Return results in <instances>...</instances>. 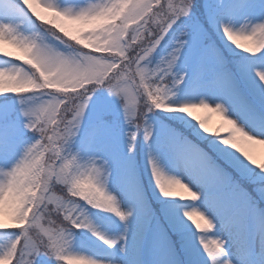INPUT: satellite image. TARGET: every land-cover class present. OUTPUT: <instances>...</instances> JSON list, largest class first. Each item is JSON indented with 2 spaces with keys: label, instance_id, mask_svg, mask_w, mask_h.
Returning <instances> with one entry per match:
<instances>
[{
  "label": "snow or ice",
  "instance_id": "1",
  "mask_svg": "<svg viewBox=\"0 0 264 264\" xmlns=\"http://www.w3.org/2000/svg\"><path fill=\"white\" fill-rule=\"evenodd\" d=\"M194 5L196 0H97L96 3H89L85 7L73 8L63 7L52 2V0H0V39L15 44L19 47L30 50L39 49L42 58L58 66H69V59L63 52L57 51L55 47L47 46L43 36L37 31L31 35H24L20 29L27 22L36 27L39 23H45L51 27L58 35L76 37L82 32L96 30L100 37L99 50L92 53L89 70L93 73L90 79L86 80L79 88L83 94L82 99L77 103L73 111L67 113L71 119L72 127L68 135L75 134L74 129L79 128L81 118L85 114L89 100L98 87H106L107 90L119 96H124L128 101L123 105L124 116L131 130L128 132V150L132 152L138 134L142 131L145 141H149L153 136V126L149 122V114L153 108L156 111H163V106L176 105L173 97L177 94V89L186 79L199 92L208 89L211 95H201L199 99L181 100L180 102H197L211 104L212 111L217 108L225 110L227 114L243 127L250 135L259 140H264V50L254 57L260 61L259 64H245L240 69H230L225 58L217 48L213 36L225 42V47H233L236 50L244 49L245 45L239 40L234 44L229 36H253L264 32V18L255 23L247 21L239 28L234 27V23L229 17L239 16L247 7L243 0H208L205 4V14L201 17L194 15ZM123 9V14L116 23L109 24L106 14L115 10ZM88 18L89 23H84ZM131 26H129V22ZM158 24L159 30L149 35L150 25ZM169 37L166 47L168 51L158 60L153 62L154 54L165 40ZM55 39V37H54ZM81 44L85 41L81 40ZM239 44V47L236 45ZM241 51V50H240ZM253 51L252 47L244 53ZM115 56L117 59H105V57ZM0 57L6 58L4 63L10 60L23 63L22 59H16L14 53ZM247 61V57L244 58ZM183 61V67H179ZM251 71L255 75L251 78V95L245 93L241 88L237 78V72ZM0 78L4 83V88L0 90V154H7L11 147V139L15 134V121L11 119V114L15 110V102L12 96L20 97L19 112L25 118L23 126L26 129L35 128V120L38 113L47 111V106L40 103V90L33 87L32 91H26L17 87H10L17 81L24 78L23 69L14 67L13 69H0ZM143 93L152 103L145 110L139 106L140 93ZM37 101L36 103H29ZM68 107V101H63ZM240 112L251 115V119L241 120ZM174 113V112H168ZM103 123V117H101ZM194 131L196 126L193 125ZM209 132V129H208ZM197 131V135H199ZM208 145L214 153L215 159L202 152L194 146L190 149L189 155H181L184 163L193 166L198 174L203 187L193 185V181H184L175 184L171 191L166 193L167 197L177 196V189L187 192L191 197L192 204L184 206L180 211L184 218V211L194 208L197 214L192 216L196 221L200 232H196L185 225L184 228L191 232L194 242L203 249V254L207 257V264H236L228 256L226 242L219 236H209L216 230V222L209 215L208 211L196 202L204 195V187L210 192V198L218 212L223 208L224 194L235 192L237 186L225 171L227 165L239 168L243 174L250 177L259 178L260 172L252 166L238 151L237 144L228 146L227 141L221 143V138L215 135H206ZM59 147V141H57ZM173 147H175L173 145ZM31 153L32 149L27 148ZM242 157L244 159H242ZM88 165L83 174V180L91 181L93 174H99L100 169L95 167L94 160ZM217 160L220 163H217ZM245 160L248 162L246 163ZM249 164L252 167H249ZM149 165L152 174L157 178H166L169 181L179 180L180 177L167 175L157 165L152 156H149ZM71 166V161L66 167ZM27 169H17L10 173L11 180L6 188L24 197L23 203H35L37 199L44 200L56 195L52 188H44L37 197L28 200V188L32 185L22 186L19 176ZM55 180L56 177L53 176ZM83 182L78 179L76 183ZM196 194L194 197L193 194ZM182 196V195H180ZM183 197V196H182ZM23 208L16 209L19 216ZM121 221H126L132 215L131 212H124L119 205L112 212ZM199 216V220L195 219ZM31 219V217H29ZM79 230V229H77ZM20 229L14 226L0 227V232H11L16 234ZM109 247L114 246L117 241H110L97 234ZM125 239V237H121ZM193 241H189L191 244ZM34 246L25 245V248ZM238 247L240 245L238 244ZM39 256V253H35ZM89 264H104L96 261L92 257L85 256ZM0 260L7 261L8 264H17L24 261L27 264H35L32 254L22 252L19 246H13L4 254H0ZM175 264H182L176 260Z\"/></svg>",
  "mask_w": 264,
  "mask_h": 264
},
{
  "label": "clouds",
  "instance_id": "2",
  "mask_svg": "<svg viewBox=\"0 0 264 264\" xmlns=\"http://www.w3.org/2000/svg\"><path fill=\"white\" fill-rule=\"evenodd\" d=\"M123 14V9H115L106 14L109 24L116 23ZM84 23L90 20L85 18ZM131 21L129 26H131ZM151 32L159 30L158 24L150 25ZM35 29L43 36L47 46L55 47L57 51L63 52L69 59V66H58L45 61L42 58L39 49L30 50L29 48L19 47L9 43L4 39H0V54L7 56L9 52L4 51L7 44L15 49L16 59H22L24 78L10 87H17L26 91H32L33 87L40 90V103L47 106V111L39 112L38 119L35 120V128L28 129L36 137L34 142L26 146L19 156L12 161L7 167L0 166V189L6 188L11 180L10 173L17 169H27L22 171L19 176V182L22 186L32 185L28 188V200L37 197L38 193L44 188H52L60 193L55 196L37 199L35 203H23L24 197L17 194L11 189L0 192V227L14 226L20 229L19 233L12 234L15 239L6 246L0 247V254H4L13 246H19L20 251L32 254L35 261L37 255L53 257L57 264H89L85 259L84 253L75 251L71 245V237L74 229H88L93 235L98 232L84 214L81 203L95 209H101L106 212H112L118 207L117 197L110 192L107 187L109 177V168L107 161L96 158L94 160L95 167L101 172L93 174L94 179L91 181L83 180V174L88 165L93 161L90 159L86 163L81 164L77 154L70 150V143L76 137L79 128H75V134L68 135L69 129L72 127L71 119L67 115L68 112L76 108L77 103L83 97L79 91L80 86L91 78L93 73L89 70V64L92 53L99 50L100 37L96 30H89L80 33L76 37H63L58 35L51 27L45 23H39ZM35 31V32H37ZM55 37V39H54ZM234 44L237 40L247 42L243 51H248L249 47L253 51L249 54L257 55L264 50V32L253 36H229ZM85 43L81 44L80 41ZM239 47V44L236 45ZM105 59H117L115 56L105 57ZM2 78H0V90L4 88ZM139 106L145 110L152 103L141 92ZM122 106L128 101L124 96H119ZM176 105H164L163 112H178L184 114L191 121H195L200 131L206 135H215L221 138V143L237 144L238 151L252 166L264 172V162L257 163L246 146L254 144L264 145V140H259L249 134L234 119H232L225 110L217 108L212 111V105L197 102H180V98L174 99ZM63 101H68L69 106L65 107ZM205 109L210 113L219 114L223 123L216 129L215 133L209 134L207 122L211 115L204 118H197L193 115V110ZM156 109L153 108L152 112ZM59 141V147H57ZM27 148H31L32 152H27ZM71 161V166L66 167ZM153 175L154 183L161 196L178 201H185L182 196L167 197L166 193L171 191L175 184H181L182 181L166 178H157ZM53 176L56 179H53ZM80 179L83 182L76 183ZM196 197V194H193ZM198 199V197H196ZM23 208L19 216L16 215V209ZM196 213L194 208L184 211L183 215L188 224L196 232H200L196 221L192 216ZM31 217V219H29ZM34 246L25 248V245L32 244ZM0 264H8L7 261L0 260ZM17 264H25L24 261H18ZM27 264H31L28 261Z\"/></svg>",
  "mask_w": 264,
  "mask_h": 264
},
{
  "label": "rangeland",
  "instance_id": "3",
  "mask_svg": "<svg viewBox=\"0 0 264 264\" xmlns=\"http://www.w3.org/2000/svg\"><path fill=\"white\" fill-rule=\"evenodd\" d=\"M52 2L66 8H80L87 6L89 3H96L97 0H52ZM244 3L247 4V7L239 16L229 17L236 28H239L242 24H244L246 19L247 21L255 23L261 18H264V0H246ZM20 31L26 36H29L34 32L32 28L25 25L21 27ZM214 39H217V37L214 36ZM218 41L220 43L222 42L219 39ZM241 43L246 44L247 42L241 41ZM227 48L228 52L233 55L244 53L242 52L243 49L236 50L234 49V46ZM165 49L168 50L167 47H165L164 50ZM4 51L15 54V49L11 48L7 44L4 46ZM163 55L165 54L162 53L160 57ZM234 57L236 56L231 55L230 59L233 60ZM259 63L254 61L249 63V65ZM178 66L182 68L183 61H181ZM14 67L16 66H13L10 62H0V69H13ZM240 73L241 77H243L244 83L251 92V78L255 74L251 71ZM189 83L190 81L186 79L185 84L188 86ZM180 86L177 89L176 96L178 95L177 98H180L181 100L199 99L201 95H211L208 89H203L197 92L194 88L193 91L186 88V95H181L179 91ZM175 97H173V99H175ZM19 99L20 98L13 100L15 102V110L12 112L11 117H15L17 114V118L20 117L23 122L20 124L15 123L16 129L15 134L11 139V147L6 155L0 154V166L3 167L10 165L12 161L19 156L22 150L32 143L30 141L22 140L28 129L23 126L25 118L19 112ZM36 102L37 101H30L29 103ZM161 112L163 115H166L171 119H179L188 128L195 122L189 120V118L182 113ZM94 115L99 117L112 115L114 118L121 120L119 129L111 130L110 128H106L104 125H101L99 130H96L93 133L92 139H90L87 143H83V145H81L82 136L79 138L77 134L70 143L71 151L73 148V153L78 155L81 164L86 163L90 159L96 158L107 161L110 173L107 181L108 190L117 197L120 209L124 212H131L132 215L128 217L126 221H121L114 213L106 212L101 209H95V212L98 213L100 217H113V225L108 226L103 224L102 220L95 215L94 219L91 218L88 212L83 209L84 214L88 217L89 221L99 234L110 241L117 242L114 246L109 247V245L105 244L98 235H93L92 231L86 229L90 241L95 243L97 248L104 249V253L102 255L96 254L93 251L95 250L94 248L88 247V244L82 242L74 235L71 237L72 248L75 251L92 257L96 261L104 262V264H175L177 255L171 248L169 240L170 237L165 227L161 225L155 227L153 233L149 237V240L146 242L148 237L147 234L150 228L149 225L153 220L149 193L152 198L155 199L157 204H160L162 201L171 200L160 195L153 180L151 167L149 165V156H152L157 165L167 175L180 177L182 182L193 181L194 187H203L195 168L190 164L184 163L181 159L182 154H190V149L187 148V150H179V148H177L174 151V134L156 123L150 122L153 126V136L151 138H155V142L153 144L156 146L157 153L156 156L153 157V152H155L153 147L143 158V167L148 169L151 173V177L147 180L149 187L148 191V189L144 186L139 170L134 168L136 161L138 162V165H140L137 158V145L132 152H129L128 150L129 138L128 135H126V130L129 132L130 126H128L129 124L124 116L121 98L109 91H106L101 95L93 94L89 100L85 114L81 118V124L78 132L83 131L88 126L91 116ZM193 115H195L198 119L211 115V118L207 122L209 134L214 133L223 123V119L219 114L214 112L210 113L209 110L196 109L193 110ZM239 115L241 120L248 118L247 113L245 112H240ZM197 130L200 133V137H205V134L200 131L199 128ZM83 133L84 132H82V135ZM18 142H21V145H19ZM80 145L81 147H84L81 148ZM246 147L250 151L253 158L256 159L257 163L264 162V145L254 144ZM242 159L244 158L242 157ZM245 162L248 163L246 160ZM249 167L252 166L249 164ZM256 172H260V170L256 169ZM260 176L264 177V172H261ZM252 178L256 179L254 177ZM176 192L177 196L182 195L185 200L191 198L187 192H184L181 189H177ZM238 201V197L226 202L224 201L222 210L218 212L210 198L209 189L204 187V195L201 197V200H198L196 203L207 210L209 215L213 217L216 222V230L215 232L208 233L207 235L219 236L226 242V249L229 258L236 262V264H264V215H253L251 217L253 223L250 226L244 227L245 220L247 216L250 215L249 209L243 208L239 212L232 214L231 219L228 221L229 223H226V226L225 223H223L231 213L230 209ZM184 206L187 205L176 206V208L170 211L164 207L165 210L163 213H165V218L170 225H172L171 229L175 232H181L185 230V225H189L186 219L182 217L180 211ZM82 208H84V206H82ZM196 210L198 211V209ZM195 219L199 220V216H196ZM223 225L225 228H223ZM121 237H125V239H122ZM14 239L15 237L9 240L0 241V247L9 245ZM192 241V246L198 247L194 240ZM238 244L240 247H238ZM144 246L145 251H143ZM40 258H46V256L43 254L37 256L35 262ZM201 262H203V264H207V257L203 258Z\"/></svg>",
  "mask_w": 264,
  "mask_h": 264
},
{
  "label": "trees",
  "instance_id": "4",
  "mask_svg": "<svg viewBox=\"0 0 264 264\" xmlns=\"http://www.w3.org/2000/svg\"><path fill=\"white\" fill-rule=\"evenodd\" d=\"M206 2H208V0H196V5H194V15H196L197 17H201V16H203L205 14V11H206L205 4H206ZM238 56H239L238 57V59H239L240 57H244V56H248V55L246 53H243V54L238 55ZM174 236L176 237V240L178 242L179 238H177V235H174ZM183 240L187 241L186 239H183ZM184 241H182V242H184ZM187 247H188V245H186V248Z\"/></svg>",
  "mask_w": 264,
  "mask_h": 264
}]
</instances>
